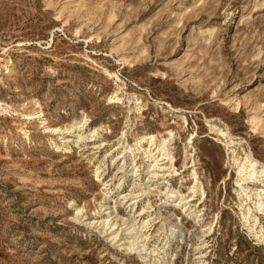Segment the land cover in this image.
Listing matches in <instances>:
<instances>
[{
	"label": "rangeland",
	"instance_id": "rangeland-1",
	"mask_svg": "<svg viewBox=\"0 0 264 264\" xmlns=\"http://www.w3.org/2000/svg\"><path fill=\"white\" fill-rule=\"evenodd\" d=\"M0 100V264H264V0H0Z\"/></svg>",
	"mask_w": 264,
	"mask_h": 264
},
{
	"label": "bare ground",
	"instance_id": "bare-ground-1",
	"mask_svg": "<svg viewBox=\"0 0 264 264\" xmlns=\"http://www.w3.org/2000/svg\"><path fill=\"white\" fill-rule=\"evenodd\" d=\"M0 104H1V100H0ZM35 114H36V112H33V113H31V114H28V118H33V117H36L35 116ZM37 115V114H36ZM77 127H78V125H77ZM154 136V135H153ZM79 137L80 138H82V137H85L84 135H82V134H80L79 135ZM190 139V138H189ZM167 143L165 142V148L163 147V155L164 154H166L165 153V151L168 149L167 148ZM69 147V146H68ZM132 148V147H131ZM145 152V154H146V156H148V157H150L151 155H152V152H151V150H145L144 151ZM173 158V157H172ZM258 161V160H257ZM242 162V161H241ZM150 163V162H149ZM158 164V163H157ZM157 164H156V162L155 163H152V164H150L149 166H157ZM240 166V165H239ZM98 170V169H97ZM157 170V169H156ZM241 173L242 172H244V173H248V175L246 176V177H248V178H250V176H254L255 174H257L259 171L261 172L260 174L262 175V174H264V168L263 167H259V165H257V163H256V161L251 157V154L250 155H246L245 156V160L242 162V168H240V169H238ZM245 177V175H244V177L243 178H246ZM241 183V182H240ZM243 184L241 183V186H242ZM244 187V186H243ZM107 197V196H106ZM170 197V196H169ZM261 197V196H260ZM167 202H169V204H171V202H170V200L169 201H167ZM256 204L258 205V208H260L261 206L263 207L264 206V198H260L257 202H256ZM255 204V205H256ZM186 205V204H185ZM108 207V206H107ZM263 209H264V207H263ZM101 212V211H100ZM263 212V211H262ZM109 216V215H108ZM136 221H132V224H131V226H129V227H133L134 228V226L136 225ZM251 227V226H250ZM138 228H139V226H138ZM137 231H140L141 233H142V235H144L145 233H143L144 231H142V229L141 228H139V229H137ZM136 234V233H135ZM139 237V236H138ZM137 242V241H136ZM144 247V246H143ZM158 248V245L157 246H154L153 247V249L152 250H155L156 251V249ZM160 249V248H159ZM164 251V250H163ZM162 251V252H163ZM167 251V250H166Z\"/></svg>",
	"mask_w": 264,
	"mask_h": 264
}]
</instances>
